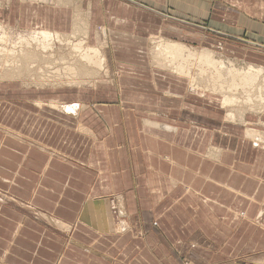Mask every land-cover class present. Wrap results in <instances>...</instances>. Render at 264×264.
Returning a JSON list of instances; mask_svg holds the SVG:
<instances>
[{
    "label": "crops",
    "instance_id": "1",
    "mask_svg": "<svg viewBox=\"0 0 264 264\" xmlns=\"http://www.w3.org/2000/svg\"><path fill=\"white\" fill-rule=\"evenodd\" d=\"M0 25L75 31L118 70L90 89L0 80V264H264L251 87L224 108L143 53L197 38L264 70V0H0Z\"/></svg>",
    "mask_w": 264,
    "mask_h": 264
},
{
    "label": "bare ground",
    "instance_id": "2",
    "mask_svg": "<svg viewBox=\"0 0 264 264\" xmlns=\"http://www.w3.org/2000/svg\"><path fill=\"white\" fill-rule=\"evenodd\" d=\"M2 25H0V30H1L0 39L7 40L9 39V30L4 28ZM21 38L22 37H20L17 44L15 46H11V48H9V46L0 47V55H2V52H5L4 54L5 59L7 58V56H9L8 59H6L7 62H9V64L1 72V75L9 76L10 79H20V77L25 76L24 73L29 71L28 64L31 63V61H33L32 63L40 64L38 67L41 68V70H43L44 68L41 67V63H46L47 67L43 71L45 74L47 75L49 74L46 80L45 79H43L44 81L41 80L43 82L34 81L35 82V83L33 82L34 84L39 86H51V87L63 86V84L60 85H57V83L52 84V82L61 83L60 81L62 76L54 77L53 75H50V73L51 72L54 73L53 63H55L56 60H59V57L61 56V54L57 53V51H59L58 48H61V46L65 44L66 47L68 48L70 46L72 47V53H71L72 58L67 59L66 57H64V55L61 56V61L63 62L64 65H66L64 66L65 67L64 72L66 73L69 72V75H72L73 77H75V79H80V78L84 79L86 78V76L92 79L97 77V75L100 74V71L105 70L107 72V68L105 66L106 59L102 52V49L101 48L99 49V47L96 48L87 45L85 38H83L82 35L76 33L75 31H73L72 34H65L57 31L55 32L46 29L35 28L33 29V31H30L29 36L25 35V37H23L22 39ZM71 39L73 40V42L71 41ZM159 40L160 41L156 44L154 50L155 59L156 60L160 59L161 61L167 62L168 63L167 65L169 67H172L175 71L190 76L192 81L191 85L193 91L196 92L198 89L200 90L198 91V93L201 94H203V92H206L207 90H212L214 91L213 93L215 94L221 93L223 97L222 105L224 107L227 105L234 106L236 101H238L239 103V98L237 100L235 98L236 95L235 93H237V89L243 88V86L244 88L251 87L247 95L245 94L244 91L242 93L243 96H246L243 97L244 102L245 103L246 101L248 103L251 102L252 106L264 105V81H260V82H256L255 80L252 81L253 79V77H251L252 75L241 74V73H251V72L255 74L260 73L264 71L262 68L254 66L248 68L247 71L240 70L237 67H235V64L233 63L234 61L228 64V62L230 61H225L220 57L219 59L215 55L216 53H213L208 49H202L201 51H192L190 50L191 48L189 49L188 47H186V45L182 43L175 41H167L166 39L165 40L159 39ZM24 42L26 43L24 44ZM23 44L27 45V47H24ZM57 54L59 57L57 56ZM179 58L183 59L184 62L179 60ZM195 60L200 67L199 70L203 69V71L201 70L199 73L190 71L191 65L194 64L189 61H195ZM169 64H171V66ZM38 76H40V78L43 77L41 75ZM73 77H68V78L74 79ZM239 77L242 78V81H239ZM6 78L8 77L0 78V80L3 81V79ZM31 78L33 79V77ZM47 80H50L51 82L46 83ZM82 83L83 82L76 84L75 83H65V84L68 86H75L78 84L81 85Z\"/></svg>",
    "mask_w": 264,
    "mask_h": 264
},
{
    "label": "rangeland",
    "instance_id": "3",
    "mask_svg": "<svg viewBox=\"0 0 264 264\" xmlns=\"http://www.w3.org/2000/svg\"><path fill=\"white\" fill-rule=\"evenodd\" d=\"M198 30V29H197ZM1 31V30H0ZM32 31V30H31ZM25 35L26 36H29L30 35V31H19V32H16L15 30H11L10 29V31H9V39H3V40H1L0 39V47L2 46H5V47H7V46H9V48H11V46H15L16 44H17V42H18V40H19V38L20 37H25ZM189 35H194L195 37L196 36H198L199 35V39L200 40H202V33L201 34H196V33H190ZM204 35V34H203ZM155 36H157V34L155 35ZM163 36V38L162 39H166V40H174V41H179V40H181V38H178V37H173V36H166V35H162ZM21 38V39H22ZM71 41L73 42V40L71 39ZM197 41V38H194V41H192V42H185V44L188 46V47H190L191 49H196V51H199V49H203V48H208V49H211V50H214V52H216V50L215 49H213V48H211L209 45L208 46H204V44H202L200 41L199 42H196ZM159 41L158 40H154L153 42H151V38H150V40H149V43H148V47L144 50V54H146V55H150L151 56V58H152V55H151V50H152V53H153V51L155 50V47H156V44L158 43ZM26 42H24V44H25ZM23 44V46L24 47H27V45H24ZM149 45H150V48H149ZM67 48V49H66ZM71 48V49H70ZM58 50L59 51H57V53L58 54H61V56L62 55H64V57H66L67 59H70V58H72V47L70 46L69 48L68 47H66V44L65 45H63V46H61V48H58ZM213 52V53H214ZM4 54H5V52H2V55H0V76H2V77H0V78H5V77H8V78H10L9 76H4V75H1V72L4 70V68L9 64V62H7V60L6 59H8V57L9 56H7V58L5 59V56H4ZM58 54H57V56H58ZM104 55H105V59H106V68H107V72L105 71V70H103V71H100V74H98L97 75V77H95V78H92V79H90L88 76H86V78H80V79H75V77H73L72 75H69V72L68 73H66V72H64L65 71V67L64 66H66V65H64L63 64V62L61 61V56L59 57V60H56V62L55 63H53V70H54V73L53 72H51L50 73V75H53L54 77H60V76H62L61 77V83H58V82H52V84H56L57 83V85H60V84H63V86L65 87V83H81V82H83L82 84H81V87H76V86H78V85H75L74 87H72V88H83V89H85V88H88V89H90L91 88V86H90V84H93V85H95V84H97V82L99 81V80H102V79H105V80H107V81H109L110 83H116V76H117V73H118V70H116L117 69V66H112L111 64H109L108 63V61L110 60L109 59V57H111V55H110V53L108 52L107 54H105V52H104ZM216 56H217V52H216V54H215ZM220 55V54H219ZM4 57V58H3ZM218 57V56H217ZM37 59V58H36ZM222 59V58H221ZM152 60V64H153V59H151ZM155 60V59H154ZM179 60H181L182 62H184V60L183 59H181V58H179ZM33 61H31V63H29L28 64V67H29V71H27V72H25L24 74H25V76H22V77H20V79H22V80H24L26 83H33L34 81L35 82H39V81H41V80H43V79H45L46 80V78H48V75L47 74H45L44 73V71L43 70H45L46 69V67H47V65H46V63H41V67H44L43 68V70H41V68H39L38 66L40 65V64H37V63H32ZM189 62H191V63H193L194 65H191V68H190V71L191 72H195V73H199L201 70L203 71V69H201V70H199L200 69V67H199V65L196 63V60L195 61H189ZM244 63V62H243ZM246 63V62H245ZM170 66H171V64H169ZM254 65H256V64H254ZM257 65H259V64H257ZM108 66V67H107ZM151 66H153V65H151ZM165 66L166 67H169L168 65H167V63H165ZM260 66H264V65H260ZM199 67V68H198ZM235 67H237V66H235ZM153 68H154V66H153ZM172 68V67H171ZM193 68V69H192ZM195 68V69H194ZM238 68V67H237ZM155 70H160V71H162V70H164V71H167V72H172L171 70H168V69H164V68H162V69H160V68H154ZM196 69H198V70H196ZM210 70H211V68H210ZM39 71V72H38ZM58 73H57V72ZM37 75V76H36ZM38 75H41V76H43V77H41L40 78V76H38ZM47 75V76H46ZM34 76H36V77H34ZM31 77H33V79L31 78ZM38 77H39V79H38ZM68 77H73L74 79H70V78H68ZM11 78H14V77H11ZM17 78H19V77H17ZM261 78H263V77H261ZM36 79V80H35ZM50 80H51V78H50ZM50 80H47V82L46 83H48V82H51ZM86 81V82H84V81ZM97 80V81H96ZM261 80V79H260ZM44 81V80H43ZM43 81H41V82H43ZM70 81H72V82H70ZM96 81V82H95ZM34 82V83H35ZM95 82V83H94ZM188 82V81H187ZM28 83V84H29ZM33 83V84H34ZM36 85V84H35ZM92 85V86H93ZM45 88H63V87H51V86H44ZM65 88H70V87H65ZM246 88V87H245ZM240 89V88H239ZM243 90H244V86H243ZM207 91H209L210 93H212V94H215V93H213L214 91H212V90H207ZM246 94V93H245ZM215 95H220L221 97H222V95H221V93H218V94H215ZM222 99H223V97H222ZM223 101V100H222ZM194 103H197L198 101L197 100H194L193 101ZM242 102H243V104L244 105H241L242 107H243V109H244V111H247L248 112V118H250V120L253 122V121H258V120H256V119H261V117H262V120L264 121V105H262V104H260V105H262V106H257V105H254V106H249V105H247V104H245V102H244V99L242 98ZM255 104V103H254ZM221 105V102H219V106ZM231 105V104H230ZM223 106V105H222ZM228 106V105H227ZM227 106H224L225 108L227 107ZM56 107H60V104H59V106L57 105ZM232 107H233V105L231 106V109H232ZM239 107H237V109H238ZM241 108H239V110H240ZM230 110V109H229ZM231 111V110H230ZM225 113V112H224ZM239 114H240V112H238ZM229 115H230V118H232V119H235V114H233L232 112H229L228 113ZM225 115H227L226 113H225Z\"/></svg>",
    "mask_w": 264,
    "mask_h": 264
}]
</instances>
